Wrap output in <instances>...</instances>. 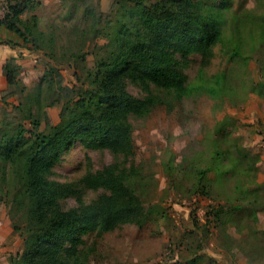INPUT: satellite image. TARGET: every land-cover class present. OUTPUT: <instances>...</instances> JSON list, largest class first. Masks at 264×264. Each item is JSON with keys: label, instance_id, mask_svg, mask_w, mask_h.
<instances>
[{"label": "rangeland", "instance_id": "1", "mask_svg": "<svg viewBox=\"0 0 264 264\" xmlns=\"http://www.w3.org/2000/svg\"><path fill=\"white\" fill-rule=\"evenodd\" d=\"M197 1L203 14L223 21L229 35L245 37L243 50L233 60L220 45L206 53L176 51L173 63L192 89L180 99L173 90L141 84L128 73L131 95L160 99L146 116L129 117L134 151L95 149L79 139L60 154L47 180L75 189L59 198L63 208L81 207L110 193L87 187L84 179L112 169L124 175L147 219L101 235L81 228L46 245L61 258L79 255L85 264H264V0ZM4 4L1 0L0 18ZM134 7L135 0H36L23 20L44 33V46L39 52L23 46L15 59V84L0 77V141L19 124L32 128L24 112L28 95L42 120L39 131L45 129L43 112L59 124L62 102L46 106L53 97L47 87L42 100L35 98L48 68L60 70L64 86H81L106 56L111 38L121 33L123 14ZM1 53L0 48V63ZM17 187L0 157V264H9L24 248L26 217L18 216L22 230L16 232L9 215Z\"/></svg>", "mask_w": 264, "mask_h": 264}, {"label": "trees", "instance_id": "2", "mask_svg": "<svg viewBox=\"0 0 264 264\" xmlns=\"http://www.w3.org/2000/svg\"><path fill=\"white\" fill-rule=\"evenodd\" d=\"M2 1L5 4L0 24L22 40L23 46L39 52L44 46V33L36 31L34 24H28L21 17L36 0ZM35 18L32 16L31 20ZM122 18L127 21L122 23L121 33L111 38L106 46V56L97 64L96 70L88 71L81 86H64L60 70L52 65L36 88L38 102L40 98L42 100L45 87L53 94L46 106L62 102L59 124L53 125L43 112L45 129L39 131L42 120L33 113L32 96L28 95L23 111L31 119L32 128L19 124L15 134L3 133L1 136L0 157L5 167L11 168L13 180L18 185L9 212L14 231L22 230L17 223L18 216L26 217L23 251L11 257L9 264H85L79 255L63 259L46 245L68 239L81 228L93 229L101 235L122 224L144 222L148 216L144 205L129 193L124 175L119 176L112 169L84 179L87 187L103 188L109 194L90 205L63 208L59 198L74 195L76 191L68 185L47 180L54 162L79 139L87 140L95 149L134 151L129 117L146 116L160 99L153 95L144 99L131 95L125 83L129 72L135 81L144 85L153 82L169 88L180 99L192 94V89L187 85L184 73L173 63L172 55L176 51L206 53L211 46L220 45L233 60L245 46V37L238 32L235 38L229 35L223 21L200 11L197 0L153 3L135 0V7L126 11ZM243 25L241 21L238 27ZM123 33H130V39L120 40ZM3 42L12 47L18 45L11 40ZM15 59H8L3 66L9 85L15 84L19 70ZM224 75L225 72L218 74L217 80L220 82ZM26 132L30 136H26ZM5 182L6 179L2 181Z\"/></svg>", "mask_w": 264, "mask_h": 264}, {"label": "crops", "instance_id": "3", "mask_svg": "<svg viewBox=\"0 0 264 264\" xmlns=\"http://www.w3.org/2000/svg\"><path fill=\"white\" fill-rule=\"evenodd\" d=\"M26 11L21 16L22 18L26 14ZM32 14L34 16L36 15L34 12ZM5 40H11L15 43H18V45L12 47V46L4 43L3 41H5ZM0 48H1V51L3 52V53H1L3 56V60H1V63H0V77L2 79V78H4L3 66H4L5 62L10 58H16V59L20 60L19 56L24 51L25 48L23 47L21 42L19 40H17V36L15 34L9 32L5 28V26H3L2 24H0Z\"/></svg>", "mask_w": 264, "mask_h": 264}]
</instances>
